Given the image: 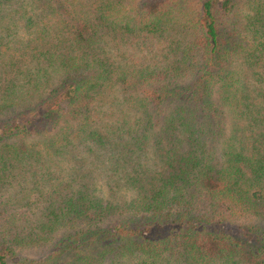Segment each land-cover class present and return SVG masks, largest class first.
<instances>
[{"label": "trees", "instance_id": "obj_1", "mask_svg": "<svg viewBox=\"0 0 264 264\" xmlns=\"http://www.w3.org/2000/svg\"><path fill=\"white\" fill-rule=\"evenodd\" d=\"M11 206L0 264H264V0H0Z\"/></svg>", "mask_w": 264, "mask_h": 264}, {"label": "rangeland", "instance_id": "obj_2", "mask_svg": "<svg viewBox=\"0 0 264 264\" xmlns=\"http://www.w3.org/2000/svg\"><path fill=\"white\" fill-rule=\"evenodd\" d=\"M37 212L36 207H31V209L28 211L25 207H15L11 206L8 208L7 211L0 212V229H2L4 226L9 227V223L13 224H19L21 221L20 219L24 218V213L27 214L29 218H33L34 215ZM53 249V246H44L40 248H30L21 250L18 252V255H24V256H32V257H42L49 254Z\"/></svg>", "mask_w": 264, "mask_h": 264}]
</instances>
